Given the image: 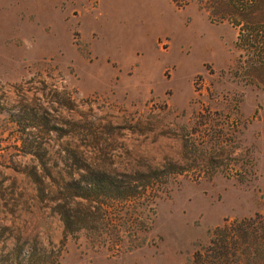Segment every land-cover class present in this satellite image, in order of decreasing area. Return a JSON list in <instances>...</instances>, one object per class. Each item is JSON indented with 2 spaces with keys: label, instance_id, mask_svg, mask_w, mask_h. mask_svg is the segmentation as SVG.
I'll return each instance as SVG.
<instances>
[{
  "label": "rangeland",
  "instance_id": "1",
  "mask_svg": "<svg viewBox=\"0 0 264 264\" xmlns=\"http://www.w3.org/2000/svg\"><path fill=\"white\" fill-rule=\"evenodd\" d=\"M231 2L0 0V264H191L264 215V70ZM88 164L158 177L86 200Z\"/></svg>",
  "mask_w": 264,
  "mask_h": 264
},
{
  "label": "trees",
  "instance_id": "2",
  "mask_svg": "<svg viewBox=\"0 0 264 264\" xmlns=\"http://www.w3.org/2000/svg\"><path fill=\"white\" fill-rule=\"evenodd\" d=\"M230 21L237 27L236 46L248 58H253L257 67L264 70V0H232ZM82 169L85 170L82 179L77 181L74 178L72 186L81 188L77 197L86 200L94 197L93 188H115L118 197H130L140 193V188L145 189L158 177L140 172V184H132L128 179H123L129 177L128 174H122L121 177L89 164ZM90 211L87 207L85 216L80 218L87 219ZM62 219L66 229H69L73 219L65 209L62 210ZM263 228L264 215L261 213L218 226L213 231L210 243L203 251L194 254L191 264H264Z\"/></svg>",
  "mask_w": 264,
  "mask_h": 264
}]
</instances>
